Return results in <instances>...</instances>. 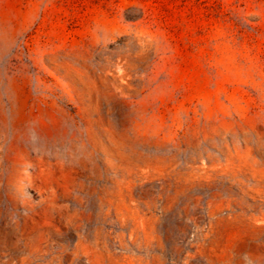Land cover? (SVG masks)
<instances>
[{"label": "rangeland", "instance_id": "obj_1", "mask_svg": "<svg viewBox=\"0 0 264 264\" xmlns=\"http://www.w3.org/2000/svg\"><path fill=\"white\" fill-rule=\"evenodd\" d=\"M0 264H264V0H0Z\"/></svg>", "mask_w": 264, "mask_h": 264}]
</instances>
